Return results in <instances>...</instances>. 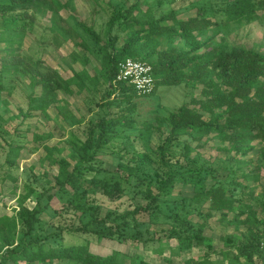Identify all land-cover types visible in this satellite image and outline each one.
Listing matches in <instances>:
<instances>
[{"label":"trees","instance_id":"trees-1","mask_svg":"<svg viewBox=\"0 0 264 264\" xmlns=\"http://www.w3.org/2000/svg\"><path fill=\"white\" fill-rule=\"evenodd\" d=\"M46 2L48 0H0V17L20 15ZM144 5L146 0H135L131 5L113 10L107 24L106 42L101 47L102 64L94 73L85 66L68 78L57 71L31 74L29 108L23 114L24 120L31 118L33 111L46 114L57 102L60 91L66 94L86 91L87 108L92 110L98 106L105 112L90 122L83 136L69 130L66 139L71 147L69 158L56 152L58 148L44 145L47 151L44 160L57 165L59 175L33 209L21 201L13 216L0 214V248H7L0 264H17L19 260L160 264L147 258L143 252L147 250L161 257L163 264L220 263V258L212 259L214 254L222 257L221 262L231 264H264V195H261L259 212L253 202L255 194L251 190L245 193L249 187L240 181V178L247 180L258 176L244 168L252 159L243 158L256 148L257 141L264 143V53L229 40L225 32L233 24L264 23V0H212L209 6L201 5L195 14L184 18H180L175 9L158 12L161 3L146 9ZM16 22L21 21L17 19ZM21 26L16 35H2L11 42L18 39L12 43L20 45L27 29ZM83 27L95 42L101 43L93 27L87 24ZM116 28L125 32L120 46L117 45L119 35H113ZM163 38L168 41L166 46H161ZM127 58L152 65L156 87L151 94H138L131 85H113L119 62ZM37 62L41 59L35 62V67H38ZM3 67L14 69L7 73L16 74L19 65L7 63ZM183 84L193 90L200 88V92L158 123V130L164 127L166 135H162L156 159L147 151L137 150L131 160L118 162V169L125 171L127 177L104 176L107 170L99 154L109 148L111 140L122 129L136 128L130 116L139 104L133 101L154 95L160 87ZM101 88L105 89V94L96 100L95 91ZM10 90L0 76V102L5 99L3 93ZM114 106L118 111L112 113ZM55 119L64 123L73 121L75 115L64 105L58 107ZM145 129V136H149L155 126L150 124ZM211 134L230 146L238 162V167L230 168L225 179L218 177V168L208 162L202 163L199 148L203 140L209 141ZM52 136L51 133L34 134L33 141L40 142ZM174 146H182L179 156L173 153ZM19 151V147L9 151V164L14 160L11 154ZM257 168L260 167L257 165ZM210 175L213 183L208 185ZM125 182L130 192L143 196L146 204H130L129 208L101 215L100 207L94 205L89 196L96 188L103 189V193L111 197L121 196ZM177 185L192 187L193 195L176 199ZM57 196L63 205L60 214L65 212L76 217L79 213V226L64 225L59 231L42 233L40 228L44 230L57 216L55 212L48 221L45 215L47 203ZM168 197L175 198L171 207L163 204ZM26 198L28 196L24 200ZM194 213L199 220L190 219ZM141 214L148 216L147 222L141 221ZM213 218L232 228L221 236V251L214 238L205 233ZM158 222L169 225L164 239L148 233ZM104 239L131 243L134 249L142 251L133 254L119 249L108 254L93 251L92 241ZM195 249L202 251L198 257L191 255Z\"/></svg>","mask_w":264,"mask_h":264},{"label":"rangeland","instance_id":"rangeland-1","mask_svg":"<svg viewBox=\"0 0 264 264\" xmlns=\"http://www.w3.org/2000/svg\"><path fill=\"white\" fill-rule=\"evenodd\" d=\"M135 0H48L40 8H30L26 13L20 12V15L8 14L7 17H0V76L5 85L10 86V92H4L2 97L4 101L0 102V115L3 118L0 123V214L13 216L20 208V202L24 201L25 206L33 209L40 199V196L47 189L55 184V179L59 175L57 165L51 164L46 159L47 151L44 145L56 147V152L69 158L71 147L67 143L69 130H73L80 136H83L91 121L104 114V110L95 106L89 110L86 106L85 98L88 96L84 91L82 94H66L58 92V100L49 107L46 114L40 111H33L31 118L24 120V112L29 108V95L31 93L30 79L31 74L40 72L57 71L64 78L74 75L76 71H81L85 66L90 72L94 73L102 64L101 47L106 42L107 24L113 10L128 6ZM212 0H146L147 6H157L161 3L159 11L175 9L180 18L195 14L197 7L209 6ZM33 11V12H32ZM36 13L33 14V13ZM25 16V17H24ZM21 21L17 24L16 20ZM25 19L28 20L27 25ZM87 24L93 27V30L101 37V43L95 42L83 25ZM24 25L26 31L20 45L16 42L13 44L10 38L2 34L17 33L18 28ZM226 34L229 40L246 45L250 48L264 53V23L253 22L250 24H233L226 28ZM119 35L118 46L122 45L125 32L116 28L113 35ZM15 37V36H14ZM167 39H162V45L166 46ZM41 59L38 67L35 62ZM87 62V64L85 63ZM16 63L19 65L17 73H7L14 69L4 68L3 65ZM86 64V65H85ZM73 86V91L76 92ZM95 97L101 99L105 94V89L95 91ZM200 88L193 90L183 85L175 87H160L154 95L146 98L134 100L139 106L133 112L130 118L133 120L136 128L122 129L119 135H116L109 144V148L104 149L99 154L100 161L104 164L107 177H127L125 171L118 169L120 159L125 161L131 160L135 152L147 151L152 158L156 159V150L161 143L162 135H166L164 127L158 130V123L163 121L171 111L176 110L181 105L188 102L193 94L198 95ZM67 107L74 115L73 121L58 123L55 115L58 113V107ZM118 108L114 106L113 112ZM9 119V121H7ZM12 119V120H10ZM153 124L155 129L149 136L145 127ZM53 134L52 137L40 142L33 141L34 134ZM203 145L199 148L202 154V163L208 162L212 167L218 168V177L225 179L231 169L238 167L235 159V153L230 152V146L220 141L215 134L209 136V141L201 142ZM256 148L250 152L245 160L252 159L251 164L244 165L253 174H258L257 178L242 179L240 181L255 194L254 204L260 212L259 202L261 195H264V143L256 142ZM20 148L17 154H11L14 159L12 164L7 162L9 151L12 148ZM182 152V146H174L173 153L177 156ZM184 162V161H183ZM74 165L75 161L71 159ZM186 163V162H184ZM208 165V166H209ZM257 165L260 167L257 168ZM151 167V166H150ZM152 172L156 173L153 169ZM240 174V172H238ZM208 185L213 183L212 175L208 176ZM177 198H188L193 195L192 187L177 185ZM233 187V185L231 186ZM53 191V190H52ZM28 196L24 200V197ZM42 199V198H41ZM89 199L94 205L100 207L101 215L105 216L107 212L116 209L129 208L130 204L145 205L146 200L141 194L130 192L129 184L125 182L121 196H108L103 193V189L96 188ZM175 198H166L163 204L170 207L175 204ZM43 205L46 202L41 200ZM47 207L45 213L46 219L53 216L56 212L55 220H51L45 225L42 233L48 231H59L61 226L73 227L79 226L78 216L72 217L65 212L60 214L63 205L58 196L55 197ZM167 208V211L169 208ZM206 209V208H205ZM59 213V214H58ZM261 214V213H260ZM262 215V214H261ZM217 217V216H216ZM141 221H148L146 214H141ZM192 221L199 220L195 213L190 218ZM50 221V219H48ZM169 225L164 222H158L157 225L151 226L148 231L150 235L164 239L168 235L166 230ZM230 227L217 220L210 219L206 234L213 237L216 243L220 245V236L229 232ZM147 232V231H146ZM145 232V233H146ZM175 242L173 241V244ZM92 250L100 254H108L114 249L129 251L130 254L142 249H134L131 243H118L114 239H104L102 241H92ZM7 248L1 249V257ZM194 251V250H193ZM150 261L160 264L162 258L151 251H143ZM202 251L195 250L192 256L198 257ZM168 255V252H167ZM9 264H12L10 262ZM17 264H76L67 260H55L48 263L28 262L19 260Z\"/></svg>","mask_w":264,"mask_h":264},{"label":"built area","instance_id":"built-area-1","mask_svg":"<svg viewBox=\"0 0 264 264\" xmlns=\"http://www.w3.org/2000/svg\"><path fill=\"white\" fill-rule=\"evenodd\" d=\"M131 85L138 94H151L156 87L153 67L147 61L127 58L119 62L113 85ZM1 263V253H0Z\"/></svg>","mask_w":264,"mask_h":264},{"label":"crops","instance_id":"crops-1","mask_svg":"<svg viewBox=\"0 0 264 264\" xmlns=\"http://www.w3.org/2000/svg\"><path fill=\"white\" fill-rule=\"evenodd\" d=\"M208 227V226H207ZM231 228V227H230ZM207 229V228H206ZM230 231H232V228L230 229ZM229 231V232H230ZM205 233H206V231H205ZM228 233V232H227ZM226 234V233H225ZM225 234H223V235H225ZM207 235V234H206ZM223 235H221V236H223ZM209 236V235H208ZM221 236H220V245L219 244H217L216 243V247H220V251H221V249L223 248V243H222V240H221ZM215 240V239H214ZM215 242H216V240H215ZM195 250H197V249H195ZM194 250V251H195ZM194 251H192V252H194ZM198 251H200V250H198ZM220 258V263H216V264H231L230 262H228V261H226V262H221V259H222V257L221 256H219V255H217V254H214L213 255V257H212V259L213 260H217V259H219Z\"/></svg>","mask_w":264,"mask_h":264}]
</instances>
